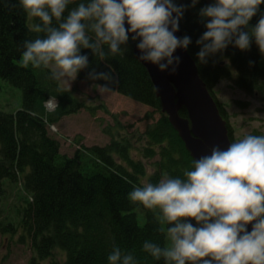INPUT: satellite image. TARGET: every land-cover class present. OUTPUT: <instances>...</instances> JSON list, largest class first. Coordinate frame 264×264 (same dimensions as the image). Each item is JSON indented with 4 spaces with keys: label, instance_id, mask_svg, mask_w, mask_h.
<instances>
[{
    "label": "trees",
    "instance_id": "16d2710c",
    "mask_svg": "<svg viewBox=\"0 0 264 264\" xmlns=\"http://www.w3.org/2000/svg\"><path fill=\"white\" fill-rule=\"evenodd\" d=\"M80 2L74 0L68 10ZM213 2L199 0L195 7H187L179 27L182 37H191L187 51L234 142L228 112L217 100L214 89L221 80H227L236 89L255 97L264 110V67L259 66L260 51L254 40L247 51L229 45L209 57L207 64L198 61L200 46L196 41L206 31L199 10ZM176 3L190 5L191 0ZM260 13H264V4ZM260 13L252 18L250 26L257 23ZM37 23L40 21L29 18L19 0H0V80L22 92L20 109L14 113L0 111V195L4 197L14 187L18 191L14 193L18 201L11 205V210L6 207L4 211L5 205L0 209L4 216L0 233L14 235L20 229V239L28 241L32 251L29 264H109L107 257L114 245L131 252L137 264H165L163 258L156 260L143 251V243L151 240L166 246V231H159L161 225L156 214L131 203L128 194L134 187L142 186L144 177L154 184L165 175L183 179L184 171L193 169V160L167 115L162 113L148 72L134 56L135 41L129 39L127 46H121L127 49L123 55H109L104 60L82 49V54L89 55L90 67L109 73L112 79L90 80L85 70L77 80L95 87L107 84L111 91L158 113V120L144 132V147L136 150L141 157L166 156L176 163L175 168L166 172L157 164L158 170L150 174L142 161L131 157L134 149L128 137L133 135L122 133L124 127L120 125L116 137L110 134L108 145L83 147L74 157L61 154V145L50 136L47 126L75 113L73 99L69 91L51 79L49 69L31 65L24 68L20 63L23 42L44 35L32 30ZM104 50L108 51L107 46ZM249 61L253 62L251 66ZM50 97L56 98L59 106L48 112L45 104ZM179 114L187 117L184 109ZM13 210L17 217L11 222ZM191 222L196 226L194 220Z\"/></svg>",
    "mask_w": 264,
    "mask_h": 264
},
{
    "label": "clouds",
    "instance_id": "9594fccd",
    "mask_svg": "<svg viewBox=\"0 0 264 264\" xmlns=\"http://www.w3.org/2000/svg\"><path fill=\"white\" fill-rule=\"evenodd\" d=\"M198 2L81 0L68 10L74 0H19L27 16L40 21L32 30L44 34L23 42L21 66L49 69L51 79L65 91L85 70L90 80L110 81L109 73L90 67L89 55L82 49L104 60L123 55L127 49L121 46L131 38L139 41L140 60L175 74L180 57L174 53L178 48L187 50L192 42L191 37L175 33L187 7ZM262 4L264 0H214L200 8L206 31L196 41L198 61L207 64L209 57L229 45L247 51L253 40L264 55ZM258 13L257 23L250 26ZM101 87L111 90L107 84ZM50 101L59 106L56 98ZM183 175V179L165 175L158 183L145 182L129 192L131 203L156 214L159 231H166L169 241L162 247L145 240L143 251L156 260L163 258L165 264H264V135H247L226 149L213 146ZM107 259L109 264H137L131 252L116 245Z\"/></svg>",
    "mask_w": 264,
    "mask_h": 264
},
{
    "label": "rangeland",
    "instance_id": "374dc122",
    "mask_svg": "<svg viewBox=\"0 0 264 264\" xmlns=\"http://www.w3.org/2000/svg\"><path fill=\"white\" fill-rule=\"evenodd\" d=\"M259 66L264 67V55L261 53ZM214 90L217 100L228 112L233 141L250 134L264 135V110L255 97L236 89L227 80H221ZM69 93L73 99L71 101L75 104V113L61 118L54 124V131L50 130L51 126H47L50 136L59 141L61 154L74 157L83 147L108 145L112 139L110 134L116 137L120 125L124 127L120 130L122 133L133 135L128 137L134 149L131 151V157L142 161L148 173H155L152 163L157 155L153 158L141 157L136 148L144 147V132L149 125L158 120L157 112L149 106L111 90L106 92L102 87H95L83 80H76ZM21 106L22 92L0 80V111L14 113ZM51 108L52 105H49V109ZM148 114H152L151 117ZM145 182H149L147 177L141 179L142 185ZM16 192L18 191L14 187L13 191L7 190L4 197L0 195V209L5 205L4 211L6 207L11 210V205L18 201V197L14 194ZM12 215L9 217L11 222H14L17 217L14 210ZM3 217L0 211V222ZM10 235L12 234L0 233V264H29L32 251L28 241L20 239V229L14 235ZM168 243L167 240L166 245Z\"/></svg>",
    "mask_w": 264,
    "mask_h": 264
},
{
    "label": "water",
    "instance_id": "95a60500",
    "mask_svg": "<svg viewBox=\"0 0 264 264\" xmlns=\"http://www.w3.org/2000/svg\"><path fill=\"white\" fill-rule=\"evenodd\" d=\"M127 26V25H126ZM182 37V32L175 33ZM131 39V38H130ZM135 41L133 53L136 60L146 69L160 101L161 111L183 142L186 151L194 161L201 155L210 154L213 146L226 149L231 142L226 121L220 115L218 106L199 76L195 61L187 50L177 49L174 56L180 57L175 74L161 72L151 62L139 59L141 55ZM187 117L180 116V110ZM251 231V224L248 226Z\"/></svg>",
    "mask_w": 264,
    "mask_h": 264
},
{
    "label": "bare ground",
    "instance_id": "6f19581e",
    "mask_svg": "<svg viewBox=\"0 0 264 264\" xmlns=\"http://www.w3.org/2000/svg\"><path fill=\"white\" fill-rule=\"evenodd\" d=\"M56 104H52V109H50V111H54L56 109ZM99 147H103V146H99ZM160 167V170L162 172H166V169H172L176 167V163L170 161V159L166 156H157L154 158V162L152 163L153 167H154V171L157 169L158 170V166ZM149 176V174L147 175Z\"/></svg>",
    "mask_w": 264,
    "mask_h": 264
},
{
    "label": "built area",
    "instance_id": "2783aa9c",
    "mask_svg": "<svg viewBox=\"0 0 264 264\" xmlns=\"http://www.w3.org/2000/svg\"><path fill=\"white\" fill-rule=\"evenodd\" d=\"M49 105H52V103H50Z\"/></svg>",
    "mask_w": 264,
    "mask_h": 264
}]
</instances>
